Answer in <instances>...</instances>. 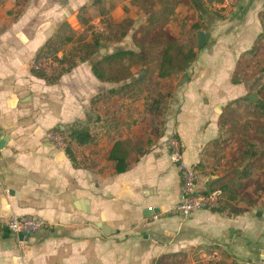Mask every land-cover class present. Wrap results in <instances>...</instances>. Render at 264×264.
<instances>
[{
    "label": "crops",
    "instance_id": "0c3cea01",
    "mask_svg": "<svg viewBox=\"0 0 264 264\" xmlns=\"http://www.w3.org/2000/svg\"><path fill=\"white\" fill-rule=\"evenodd\" d=\"M232 3L236 19L225 26L232 34L204 56L203 76L189 83L202 89L209 102L199 101V93L190 88L166 137L121 174L109 160L114 144L106 158L88 157L87 164L80 157L86 146L74 145L76 163L65 152L62 138L68 127L85 125L94 116L92 99L101 82L92 70L80 65L55 84L32 73L40 62L36 60L39 50L64 17L56 8L43 11L34 4L17 16L9 15L13 2L0 7V143L4 145L0 150V264H150L164 254L199 245H233L242 238L257 240L259 235L264 242V207L243 208L232 217L229 211L205 210L188 218L177 213L182 181L179 164L172 160L170 135L181 143L183 163L198 173L206 146L223 132L220 121L228 117L230 103L264 106L251 79L234 83L228 72L239 54L254 49L262 37L264 0ZM253 94L258 102L249 100ZM216 107L222 108L220 114ZM259 121L264 124V117ZM251 134L249 139L264 140V133L257 135L252 129ZM239 145L232 151L239 154L233 162L239 161L242 169L250 163L260 179L264 154L252 157L250 153L249 161L242 162V142ZM228 173L219 177L227 190L232 186ZM240 177L243 182L242 172ZM197 181L198 191L214 190L207 189L212 184L202 172ZM248 187L240 186L239 191ZM22 216L40 218L46 225L19 241L7 222Z\"/></svg>",
    "mask_w": 264,
    "mask_h": 264
},
{
    "label": "rangeland",
    "instance_id": "374dc122",
    "mask_svg": "<svg viewBox=\"0 0 264 264\" xmlns=\"http://www.w3.org/2000/svg\"><path fill=\"white\" fill-rule=\"evenodd\" d=\"M198 1L201 6L197 8L194 0H45V4L40 0H0V7L13 2L9 15H20L34 4L41 6L43 11L56 8L64 17V21L54 25L50 40L54 55L43 59L36 67L45 70L48 76H53L59 69L57 60L66 58L64 68H68L82 56H88L94 41L99 39L100 48L88 61L80 64L92 70L93 64L99 63L106 80H99L101 88L92 99L94 116L85 123L93 132L94 141L80 151L83 163H89L85 161L88 157L106 158L110 147L120 141L128 143V163H134L166 137L168 125L181 110L190 88L199 93V101L209 102L202 89L189 83L203 76L204 56L207 58L219 40L232 34L225 26L236 19V11L232 10L235 8L233 0ZM200 31L211 34L202 49L198 48ZM171 50L183 53L193 50L197 58L185 71L164 77L163 67L186 63V58L181 55L174 57L172 62L168 60L165 54ZM118 54L121 56L115 57ZM240 55L235 66L228 68L231 80L242 83L251 79L255 92L264 99V86L260 85L261 79L264 80V30L254 49ZM184 76L188 79L183 82ZM160 97L164 102V114L150 113L147 105ZM230 105L228 117L223 116L220 121L223 132L210 142L212 145L206 146L205 159L198 173L210 178L212 186L207 189H222L224 182L219 177L229 171L227 179L232 181V186L225 191L223 208L232 217L243 208L264 207V183H261L264 172L260 179L251 177L242 182L240 174L244 165L233 162L239 154L232 152L252 137V129L263 136L264 124L259 121L263 116L258 104L233 101ZM221 109L216 107V112L220 114ZM174 137L171 134L168 142ZM64 138L65 148L69 140ZM179 145L182 153L181 143ZM170 151L175 152L171 147ZM243 185L249 187L240 192L239 187ZM222 244L199 245L189 251L180 249L177 253L164 254L150 264H264L261 235L253 241L242 238L233 245Z\"/></svg>",
    "mask_w": 264,
    "mask_h": 264
},
{
    "label": "trees",
    "instance_id": "16d2710c",
    "mask_svg": "<svg viewBox=\"0 0 264 264\" xmlns=\"http://www.w3.org/2000/svg\"><path fill=\"white\" fill-rule=\"evenodd\" d=\"M197 1L198 0H194V3H195V6L198 8L199 6L197 4ZM50 46L51 45H50V41H49L45 47H43L39 50L36 60L43 61V59H46L49 56L54 55L55 51L52 52ZM100 46H101V43H100L99 39L95 40L94 44L92 45V48H90V50L88 52V56H82V58L77 60L74 64H71L70 66H68V68H64V65L67 64L66 58H63L61 60H57L58 65H59V69L57 70L56 74H54L53 76H48V74L45 72V70H42V69H33L32 73L34 74V76H36L40 79H43V80H46L47 82L55 84L61 79L62 76L70 73L75 67H77L80 64H83L86 61H88V59H90L96 53V51L98 50V48H100ZM130 55H131V53H130ZM179 55L186 58L185 65L184 66H173V63H172V65L165 66V69L163 67L164 77L174 76L178 72L185 71L191 63H194L196 61V58H197L196 53L193 50L189 51V52H185V53H183L181 50H178L175 52L173 50H171L170 52L167 51L165 54V56L168 57V60H171V62H172V60H174V57L179 56ZM116 56L119 57V56H121V54L115 55V57ZM92 73L94 74V76L98 80H100L102 82L106 81L104 76L102 75L99 63L93 64ZM152 101L153 102H151L147 105L148 111L150 113H154L156 115H163L165 112L163 99L161 97L160 98H154ZM257 107H258V109H260V111H259V112H261L260 114L264 117V106L257 105ZM68 128H69L68 129L69 133L67 134V136L64 139L69 140V145L65 148V152H66L67 156L70 158V160L73 163H76L75 149H74L75 146L74 145L76 144L78 146H88V145L93 143L94 137L92 135L91 129L87 125H80V124L75 123V124L70 125ZM127 145H128V143H126V141L117 142L110 152L109 159L115 163V170L118 174L124 173L129 169V165H130L128 163L129 151H128ZM242 145H243L242 149H244L242 151V154L240 157L242 162H246V161L248 162L249 161L246 158H251L250 156H248L250 153H253V154H251L252 157L254 155L258 156L259 154H262V153L264 154V140L262 138H260V139H255V138L249 139V138H247L246 140H244L242 142ZM249 165H250V163L247 164L242 171V177H243L244 181L250 180L251 177H253V179H255L254 173L252 171L254 169V167L250 168ZM261 183H264V181ZM261 187H262V185H261ZM220 190L222 191V195H221V198L219 200L218 206L216 208L212 209V211H215V212L226 211V209L223 208V202H224L225 190L227 191V189L223 187ZM243 211H244V209L239 210L235 214L237 215Z\"/></svg>",
    "mask_w": 264,
    "mask_h": 264
},
{
    "label": "built area",
    "instance_id": "2783aa9c",
    "mask_svg": "<svg viewBox=\"0 0 264 264\" xmlns=\"http://www.w3.org/2000/svg\"><path fill=\"white\" fill-rule=\"evenodd\" d=\"M62 142L60 139L56 140ZM170 147L175 150L172 160L179 164L182 181L181 198L177 206V213L181 218H188L196 212L212 210L218 206L222 195L220 189L198 191L197 175L194 169L186 166L181 159L180 145L177 140L170 141ZM45 222L40 218L22 216L12 217L7 222L11 232L18 236H30L42 230Z\"/></svg>",
    "mask_w": 264,
    "mask_h": 264
},
{
    "label": "water",
    "instance_id": "95a60500",
    "mask_svg": "<svg viewBox=\"0 0 264 264\" xmlns=\"http://www.w3.org/2000/svg\"><path fill=\"white\" fill-rule=\"evenodd\" d=\"M197 39H198V48L199 49H202L205 47L207 41L210 39V34L209 33H205V32H198V35H197ZM102 52L104 50H101ZM95 60V59H94ZM188 79L187 76H184L183 78V82L186 81ZM182 83V82H181ZM249 100L253 101V102H258V96L257 94H253L251 96H249ZM4 147L3 143H0V150ZM103 230H108L109 228H102ZM38 232H36L34 235L38 234ZM49 234H47L46 236H48ZM51 236H57V234H52ZM30 237L29 236H23V235H18V240L19 241H23L24 239L27 240L29 239Z\"/></svg>",
    "mask_w": 264,
    "mask_h": 264
}]
</instances>
